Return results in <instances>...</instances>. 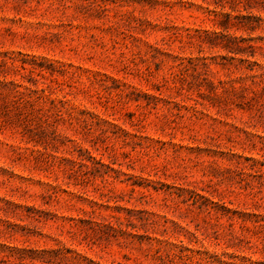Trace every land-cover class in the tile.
I'll return each instance as SVG.
<instances>
[{"label":"rangeland","instance_id":"1","mask_svg":"<svg viewBox=\"0 0 264 264\" xmlns=\"http://www.w3.org/2000/svg\"><path fill=\"white\" fill-rule=\"evenodd\" d=\"M0 264H264V0H0Z\"/></svg>","mask_w":264,"mask_h":264},{"label":"trees","instance_id":"2","mask_svg":"<svg viewBox=\"0 0 264 264\" xmlns=\"http://www.w3.org/2000/svg\"><path fill=\"white\" fill-rule=\"evenodd\" d=\"M205 35L208 36V37L210 36V38L213 37V35H211L209 32L208 33L205 32Z\"/></svg>","mask_w":264,"mask_h":264}]
</instances>
